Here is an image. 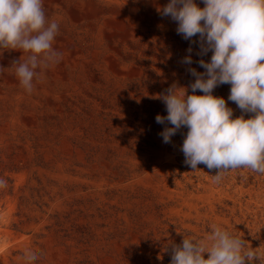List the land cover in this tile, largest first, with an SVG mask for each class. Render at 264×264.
<instances>
[{
    "label": "rangeland",
    "instance_id": "rangeland-1",
    "mask_svg": "<svg viewBox=\"0 0 264 264\" xmlns=\"http://www.w3.org/2000/svg\"><path fill=\"white\" fill-rule=\"evenodd\" d=\"M93 1L94 18L56 19L54 40L68 38L64 72L37 69L32 93L11 66L23 53L0 49V264H27L28 248L41 254L33 264H171L173 245L205 239L213 225L264 264V174L236 169L213 183L217 169L184 163L187 127L164 143L160 133L172 125L155 120L167 116L156 97L173 84L193 94L188 68L205 72L198 61L212 52L198 55L199 43L177 34L156 0H133L136 19L125 24L106 18L107 0ZM44 11L55 20L53 7ZM189 46L191 65L181 62ZM230 87L213 95L237 118Z\"/></svg>",
    "mask_w": 264,
    "mask_h": 264
},
{
    "label": "clouds",
    "instance_id": "clouds-1",
    "mask_svg": "<svg viewBox=\"0 0 264 264\" xmlns=\"http://www.w3.org/2000/svg\"><path fill=\"white\" fill-rule=\"evenodd\" d=\"M203 3L201 8L195 0H170L157 8L161 17L177 22L176 32L183 39L199 43L198 55L209 51L212 55L210 62L198 61L205 72L188 68L196 78L189 85L193 94L173 84L156 97L165 104L167 116L158 114L155 120L172 125L160 133L164 143H171V137L187 127L181 147L184 163L193 171L199 164L217 169L212 182L219 184L225 173L236 169L264 174V0ZM58 31V23L46 17L43 0H0V49L23 53L24 58L13 60L11 66L29 94L34 90V78L42 75L37 69H47L63 59L53 47ZM197 34L199 40L195 41L192 38ZM192 51L189 46L182 63H193ZM3 69L0 66V72ZM223 84L231 86L228 100L242 112L237 118L223 97L213 95ZM197 90L203 95L195 94ZM244 113L254 115L245 119ZM6 187L7 181L0 178V189ZM40 256L28 248L22 258L33 264ZM260 258L257 251L246 249L243 239L213 225L205 239L185 237L182 245H173L171 264H252Z\"/></svg>",
    "mask_w": 264,
    "mask_h": 264
},
{
    "label": "bare ground",
    "instance_id": "bare-ground-1",
    "mask_svg": "<svg viewBox=\"0 0 264 264\" xmlns=\"http://www.w3.org/2000/svg\"><path fill=\"white\" fill-rule=\"evenodd\" d=\"M161 8H163L167 3L170 2V0H156ZM108 3V17L107 19H111L110 22L117 23V24H125L128 21L134 22L136 19V14L134 12V8H132L133 0H107ZM43 6L45 8L53 7V9L56 12L57 16L56 19L59 20V18L64 19H70L74 22H79L83 19H90L94 18L96 15V11L94 10V1L93 0H86V2L82 0H43ZM199 7V6H198ZM102 16H106V13L101 12ZM92 23V22H91ZM68 41L67 37L58 38L57 40L53 41V47L62 53V51L67 52V47L64 42ZM70 42L67 43V45ZM70 46L71 53L75 56L72 58V62H75V58L77 59V53L76 49L72 44ZM64 47V49H63ZM15 50H11V52H14ZM19 52V50H16ZM80 52V51H78ZM17 55V54H16ZM67 56V55H66ZM63 55V59L59 64H56V67L54 68V74L57 76H62L64 72V65H65V57ZM67 60V59H66ZM56 76V77H57ZM183 141V140H182ZM168 147V146H167ZM165 153H169L168 150H165ZM215 191L212 190L211 193L207 195V197L214 196Z\"/></svg>",
    "mask_w": 264,
    "mask_h": 264
}]
</instances>
